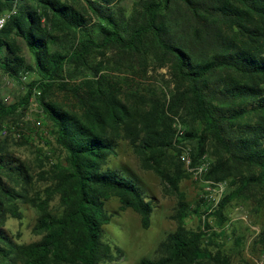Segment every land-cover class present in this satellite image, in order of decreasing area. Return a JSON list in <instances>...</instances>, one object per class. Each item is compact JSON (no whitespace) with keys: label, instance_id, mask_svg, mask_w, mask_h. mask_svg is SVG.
I'll list each match as a JSON object with an SVG mask.
<instances>
[{"label":"trees","instance_id":"16d2710c","mask_svg":"<svg viewBox=\"0 0 264 264\" xmlns=\"http://www.w3.org/2000/svg\"><path fill=\"white\" fill-rule=\"evenodd\" d=\"M70 1L0 0V13L17 7L0 31V71L19 84L34 75L17 103L0 98V131L6 120L24 115L39 91L41 115L52 126L49 136L65 153L45 170L49 158L38 150L36 179L0 142V218L4 206L18 218V200L29 203L39 213L35 231L42 235L36 243L17 246L0 233V264H11L10 254L22 264H115L103 241L111 221L106 202L118 199L120 210L137 213L145 230L155 203L135 182L104 169L122 139L178 199V229L161 244L162 256L137 264H230L205 247L202 230L186 229V221L206 216L209 228L212 216L222 229L234 202L264 209V0ZM112 52V67L97 62ZM151 68H169V93H124V83L111 73L128 71L134 82ZM56 89L72 95L77 105L52 101ZM175 118L192 146L194 165L208 155L206 179L228 182L212 213L205 199L192 209L181 191L190 175L173 145ZM40 182L46 187L32 198ZM54 198L58 212L50 209Z\"/></svg>","mask_w":264,"mask_h":264},{"label":"rangeland","instance_id":"374dc122","mask_svg":"<svg viewBox=\"0 0 264 264\" xmlns=\"http://www.w3.org/2000/svg\"><path fill=\"white\" fill-rule=\"evenodd\" d=\"M26 1L32 3V0ZM23 55L32 62V57L25 46H23ZM115 58L116 55L112 52L105 57L98 56L97 62L104 61L110 64ZM112 65L111 63L110 66ZM111 73L115 82L124 83L123 87L126 90L124 93L137 89L140 94L148 96V91L151 94L160 93L161 90L169 93L172 88L169 68L158 70L151 68L146 77L134 82L128 78L132 76V73L128 71L120 72L111 69ZM27 77L28 79L23 81V84H19L0 71V98L9 105L17 103L26 94V86L34 79L32 74ZM128 99L126 96L125 100ZM51 100L69 108L77 105L72 95L58 89L52 93ZM40 111L39 101L34 100L24 115L21 114L13 120H6L4 124L10 129L17 123L22 124L23 136L19 139L11 135L0 140L6 143V152L9 157L27 164L36 179L41 171L36 160L38 150L43 152V157L46 155L49 158L44 162L45 170H48L52 163L63 161L65 158V153L49 136L52 126L45 117L40 119L42 127L36 131L34 122L40 118L38 113ZM23 138H26L27 142ZM169 154L172 155L170 152ZM106 168L114 169L120 175L135 182L147 199L153 198L155 201L151 224L146 230L142 228L141 219L137 213L131 209L120 210L121 205L118 199L113 198L106 202L105 210L111 215V221L104 227L103 241L112 248L113 263L137 264L144 258L159 259L162 256L161 244L166 242L168 236L178 229V224L174 220L178 203L177 196L155 172L143 168L141 160L128 140L118 141L116 154L108 158L104 169ZM4 180L9 182L7 178ZM45 187V183H38L36 190L30 192V196L33 198L35 191H42ZM180 188L192 209L204 200L203 186L191 178L183 180ZM17 208L19 217L14 218L10 207L4 206L3 217L0 218V233L17 246L40 241L42 235L35 231L39 218L36 208L21 200H18ZM50 209L54 212L59 211L58 198L52 200ZM225 215L227 221L222 229H219L216 218L212 216L207 217L206 220L209 228L204 226L206 216H203L202 221L193 216L186 221V229L197 232L202 230L205 234V247L212 254L220 253L228 258L230 264H264V209L256 211L253 204L249 202H234L226 208ZM117 249L121 251L120 255L117 254ZM10 257L14 259L10 262L11 264H22V259L18 255L10 254Z\"/></svg>","mask_w":264,"mask_h":264},{"label":"built area","instance_id":"2783aa9c","mask_svg":"<svg viewBox=\"0 0 264 264\" xmlns=\"http://www.w3.org/2000/svg\"><path fill=\"white\" fill-rule=\"evenodd\" d=\"M17 14V7L14 6L11 10L5 11L0 15V31L4 29L7 22ZM28 79L27 76L22 77V81H26ZM40 94L39 91H36L30 101V105L32 106L33 101L37 100V96ZM39 113V119L34 122V127L36 131H38L42 127L43 119L42 112ZM173 128L175 130V138L173 141V145L177 150L178 158L184 166V169L190 175V178L200 184L204 188V199L207 202L209 207V213L214 212L219 204L221 203L222 199L226 195L228 191V182H212L206 179L208 175L212 159L208 155H204L200 162L194 165L193 157H192V146L185 140V129L183 125L180 123L178 118H175L173 123ZM23 125L22 124H15L14 127L11 129L7 126H4L0 131V140H4L5 138L13 135L15 138H22L23 136Z\"/></svg>","mask_w":264,"mask_h":264}]
</instances>
